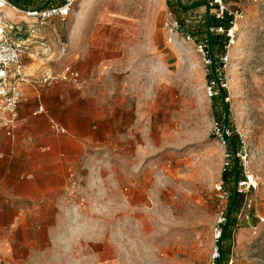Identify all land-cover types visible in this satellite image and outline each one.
Segmentation results:
<instances>
[{
    "label": "rangeland",
    "instance_id": "1",
    "mask_svg": "<svg viewBox=\"0 0 264 264\" xmlns=\"http://www.w3.org/2000/svg\"><path fill=\"white\" fill-rule=\"evenodd\" d=\"M42 2L21 0L30 8ZM225 5L231 39L221 28H206L208 6L182 10L174 0H80L65 20L39 28L47 34L39 41L63 53L62 68L81 74L96 65L111 101L130 111L115 116L111 129L119 136L80 181L68 233L75 254L57 264H213L230 203L216 188L225 181V162L241 166L237 185L246 175L258 184L231 216L228 264H264V0ZM0 17L18 44L17 32L31 19L13 6ZM209 34L224 50L216 76L227 92L234 153L222 140L219 90L198 47Z\"/></svg>",
    "mask_w": 264,
    "mask_h": 264
},
{
    "label": "crops",
    "instance_id": "2",
    "mask_svg": "<svg viewBox=\"0 0 264 264\" xmlns=\"http://www.w3.org/2000/svg\"><path fill=\"white\" fill-rule=\"evenodd\" d=\"M41 1L26 8L39 9L47 0ZM186 1L188 6L196 0ZM62 2L52 0L50 5ZM26 24L17 40L30 82L21 86L12 129L5 127L6 115L0 111V264H57L56 259L75 254L68 233L80 181L119 136L111 129L115 116L130 111L111 101L96 65L91 73L80 69L79 84H38L42 75L62 70L57 60L63 53L49 41H39L47 34L31 36L33 19ZM39 107L43 112L36 114Z\"/></svg>",
    "mask_w": 264,
    "mask_h": 264
},
{
    "label": "built area",
    "instance_id": "3",
    "mask_svg": "<svg viewBox=\"0 0 264 264\" xmlns=\"http://www.w3.org/2000/svg\"><path fill=\"white\" fill-rule=\"evenodd\" d=\"M45 1V0H44ZM80 0H63L62 4L59 6L49 5L44 9H34L29 10L25 14L28 18L35 21L32 24L30 34L35 36L39 28L44 27L48 22L65 18L72 12L76 4ZM7 6H12L9 0H0V13L2 9ZM212 8L215 9V15L218 19H223L224 14L228 12V8L225 5V0H210L209 2V14L211 15ZM2 17H0V22ZM233 24V22H232ZM222 30V29H221ZM179 31V29H178ZM227 36L231 39L233 38L234 31L230 28L226 31ZM190 40V36H188ZM199 49L203 54L209 58L208 62L212 65L213 60L209 54V45L207 42L199 44ZM29 78L24 73V68L21 62V47L18 44L10 41L4 29L0 25V111L6 115L4 125L8 128H13L18 119V106L22 100L21 86L23 84L29 83ZM71 83L79 84L80 74L70 65L64 66L60 72L47 73L42 75L37 81L38 84L51 87L52 85L58 83ZM43 112V107H39L38 113ZM224 173H230L232 168H230V162H225ZM258 184L254 176L246 175L242 183L237 185V191L240 196L246 194V192L256 190ZM218 197L222 202H228L231 197V191L228 189L227 184L224 180L219 182L217 185ZM244 208L252 207V201H246ZM249 219V215L244 217ZM264 223V219H262ZM222 230H218L216 233V242L221 237ZM216 255L218 257V248L216 250ZM216 260V258L214 259ZM214 264V262H213Z\"/></svg>",
    "mask_w": 264,
    "mask_h": 264
},
{
    "label": "trees",
    "instance_id": "4",
    "mask_svg": "<svg viewBox=\"0 0 264 264\" xmlns=\"http://www.w3.org/2000/svg\"><path fill=\"white\" fill-rule=\"evenodd\" d=\"M9 1H10V3H12L14 5H18V6L22 7L23 9H25L26 11L27 10L29 11V9H27L25 6L26 4L21 3V0H19L18 2L13 1V0H9ZM48 1H50V3L48 4V6H49L51 4L52 0L45 1L43 4H41L39 9H42V7ZM203 1H207L209 3L208 0H196L194 3L191 4V5H195L193 8L185 9V8L178 6L177 0H174L175 5L178 6L177 8L184 9V10H191L194 8L202 7V6H204L201 4ZM183 5H185V4L183 3ZM232 20H233V18L228 16L227 14H226V16L223 17V19H218L215 16L212 18L210 15L208 17V22H206V28L207 27L213 28V29H218V28L220 29L221 28L225 31L224 34H226V31L228 29H230V27L232 25V22H233ZM207 34H208V32H207ZM209 36H210V38L207 37L203 42H201L199 44H203L205 42H207L209 44V54L213 60V64L211 65V68H212L211 78L214 79V83L219 90V94H220V98H221V102H222V116H220V117H222V122H220V123L222 124L221 128L223 131L224 121H225V100L227 98V92L225 89L221 88L218 77L216 76V70H217L216 64H217V62H219L216 60V58L219 54H224V50L221 51V49H219V47H218L216 40L213 39V37L210 34H209ZM225 38H227V37H225ZM227 40L228 39H226L224 43H226ZM222 48H223V46H222ZM224 49H225V46H224ZM221 59L222 58H220V60ZM220 62H222V61H220ZM220 123H217V124L220 125ZM228 146H230L231 152L234 153L236 151L237 145H236L235 141H233L232 139H231V142L228 144ZM228 175L232 176V182L234 185L233 186L234 189L232 190V193H231L229 208H228V211L226 214L227 227L225 228V225H226L225 224L223 226V228L221 229L222 230L221 237L217 242V244H218V257L216 258L214 264H228V262H229V256H228L229 254H228L227 250H224V245H227V247H229L232 244V232H233L234 223L231 220V216L233 213L237 214L239 212V209H240L241 204H242V196H240L239 193L237 194L236 198L234 197V190H235L236 184L238 183L240 176H241V166L239 167V164H238V169H237V164H235L230 173H224L223 179H225V181L229 183V179H228L229 176ZM232 205H233V207H232Z\"/></svg>",
    "mask_w": 264,
    "mask_h": 264
},
{
    "label": "water",
    "instance_id": "5",
    "mask_svg": "<svg viewBox=\"0 0 264 264\" xmlns=\"http://www.w3.org/2000/svg\"><path fill=\"white\" fill-rule=\"evenodd\" d=\"M10 2V1H9ZM50 3V1H48L43 7L42 9L46 8L48 6V4ZM177 3H178V6L182 7V8H185V9H189V8H193L195 5H188V6H185L183 5L182 1L181 0H177ZM202 5H205V6H208L209 8V3L207 1H203L201 3ZM11 5L18 9L19 11L23 12V13H26L27 11L25 9H23L22 7L18 6V5H14L11 3ZM210 38V36H209ZM228 114H229V110H228V106H227V103L225 101V121H224V129H223V134H222V140L224 141V143L226 145H228L230 142H231V138L228 134V122H227V118H228ZM237 169H238V163H237ZM238 194V191H237V184H236V187H235V190H234V197L236 198ZM233 207V205H232ZM227 227V224L225 225V228Z\"/></svg>",
    "mask_w": 264,
    "mask_h": 264
},
{
    "label": "bare ground",
    "instance_id": "6",
    "mask_svg": "<svg viewBox=\"0 0 264 264\" xmlns=\"http://www.w3.org/2000/svg\"><path fill=\"white\" fill-rule=\"evenodd\" d=\"M8 7H12V6H7V7H5V8H8Z\"/></svg>",
    "mask_w": 264,
    "mask_h": 264
}]
</instances>
